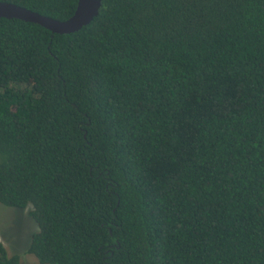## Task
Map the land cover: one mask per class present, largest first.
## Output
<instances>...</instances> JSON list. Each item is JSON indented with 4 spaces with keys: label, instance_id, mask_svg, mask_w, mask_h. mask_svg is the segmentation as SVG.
<instances>
[{
    "label": "trees",
    "instance_id": "1",
    "mask_svg": "<svg viewBox=\"0 0 264 264\" xmlns=\"http://www.w3.org/2000/svg\"><path fill=\"white\" fill-rule=\"evenodd\" d=\"M0 202L32 206L42 264H264V0L0 17Z\"/></svg>",
    "mask_w": 264,
    "mask_h": 264
},
{
    "label": "rangeland",
    "instance_id": "2",
    "mask_svg": "<svg viewBox=\"0 0 264 264\" xmlns=\"http://www.w3.org/2000/svg\"><path fill=\"white\" fill-rule=\"evenodd\" d=\"M31 205L17 208L0 202V242L8 255H18L19 264H42L27 249L38 226L31 216Z\"/></svg>",
    "mask_w": 264,
    "mask_h": 264
},
{
    "label": "water",
    "instance_id": "3",
    "mask_svg": "<svg viewBox=\"0 0 264 264\" xmlns=\"http://www.w3.org/2000/svg\"><path fill=\"white\" fill-rule=\"evenodd\" d=\"M101 0H78L73 14L58 20L12 2L0 1V17L37 23L53 33H72L81 29L98 14Z\"/></svg>",
    "mask_w": 264,
    "mask_h": 264
}]
</instances>
